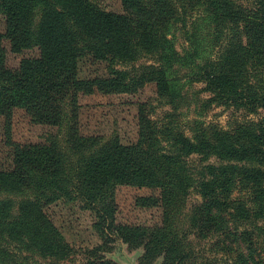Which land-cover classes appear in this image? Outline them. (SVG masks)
I'll use <instances>...</instances> for the list:
<instances>
[{"label":"trees","instance_id":"obj_1","mask_svg":"<svg viewBox=\"0 0 264 264\" xmlns=\"http://www.w3.org/2000/svg\"><path fill=\"white\" fill-rule=\"evenodd\" d=\"M122 2L125 11L119 13L94 0H0L6 20L0 31V114L9 130L17 108L36 124L57 127L44 142H13L14 165L0 169V264L25 258L19 252L24 245L53 258L27 264H59L70 254V244L44 211L60 198H80L97 215L94 226L104 243L80 264H117L102 253L114 236L144 246L145 264L161 255L164 264H211L189 245L194 232L218 233L215 243L233 264H264V121L189 136L177 122H153L143 104L135 143L86 136L78 127L81 95L136 94L155 82L158 97L176 107L183 97V66L196 68L192 76L207 82L212 103L264 106V0L252 9L238 0ZM201 28L211 35L207 42ZM176 29L188 43L184 53L177 48ZM6 40L15 53L36 48L39 54L10 67ZM142 55L157 61L136 65ZM85 56L107 61L109 75L81 77ZM195 154L219 163H203L200 179L194 178L189 158ZM120 185L159 188L160 194L140 196L136 205L161 207L162 222H117ZM192 186L203 203L193 215L185 214L189 225L178 230L175 221ZM9 239L18 248L10 251Z\"/></svg>","mask_w":264,"mask_h":264},{"label":"rangeland","instance_id":"obj_2","mask_svg":"<svg viewBox=\"0 0 264 264\" xmlns=\"http://www.w3.org/2000/svg\"><path fill=\"white\" fill-rule=\"evenodd\" d=\"M107 10L122 13L124 5L122 0H94ZM243 2L249 9L254 8L256 0H238ZM191 4V3H190ZM193 16L192 9L187 10ZM6 27L5 16L0 13V31L4 32ZM174 29V28H173ZM206 42L211 35L207 34V29L201 28ZM177 48L184 53L188 43L183 37L180 29L174 32ZM7 51V62L10 67L19 66L25 56H35L39 54L38 49L25 50L22 53H15L10 50V42L5 41ZM153 55H142L135 62L136 65L150 64L156 62ZM123 67V65H119ZM196 68L190 66L181 67L182 98L174 107L171 103L158 97L157 84L155 82L147 84L136 94H103L94 93L81 95L78 110L79 131L86 136L95 135L103 138H117L124 144H132L140 138V107H144V113L158 125L164 122H177L182 125L189 136L201 132L203 129L211 127L232 128L236 123L244 121H264V106L257 109H247L234 104H225L209 99L214 97L212 91L207 87V82L200 75L194 74ZM81 77L108 76L109 63L107 61H93L89 57L81 59L79 64ZM4 115L0 114V169H11L14 165V148L12 143L44 142L48 133L55 132L57 127L47 124H36L32 122L30 115L25 109L17 108L12 119L9 130ZM10 134V137H9ZM204 155H192L189 158L192 176L200 179L201 165L208 162L219 163L215 157L205 160ZM216 159V160H215ZM217 165V164H216ZM201 169V170H200ZM200 170V171H199ZM199 171V172H197ZM159 188L134 187L120 185L116 190V201L118 203L116 219L119 223L133 225L153 226L162 222L163 210L161 207L145 208L136 205V199L140 196L158 195ZM13 200L14 194H2ZM202 193L196 186L189 189L182 211L178 213L175 221L177 229L188 227V215L195 213V208L203 203ZM17 207L15 208V210ZM44 211L52 219L65 240L71 246L70 254L61 258L59 264H80L87 261L90 251L104 243L101 234L95 228L97 220L96 212L84 205L80 198L65 199L60 198L44 205ZM12 213V212H11ZM187 216H186V215ZM11 217L6 219L10 223ZM7 235V233H6ZM212 235V234H210ZM113 241L104 248L102 253L117 264H145L142 259L145 253L144 246L132 247L126 241L114 236ZM220 236L215 233L213 237L203 236V234H189V245L195 249L198 257L205 258L211 264H233L234 258L226 255L221 244L215 243ZM225 243H230L229 241ZM9 250H15L18 245L13 240L7 241ZM19 252L25 258L18 262L14 257H9L7 264H27L30 261L50 263L53 258L47 257L38 251H28L24 245ZM29 255V256H27ZM147 264H164L163 255L158 256Z\"/></svg>","mask_w":264,"mask_h":264}]
</instances>
